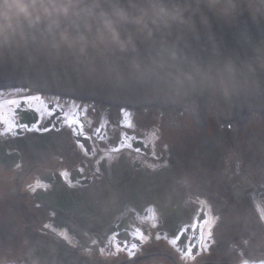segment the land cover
<instances>
[{
  "label": "flooded vegetation",
  "instance_id": "af4514ba",
  "mask_svg": "<svg viewBox=\"0 0 264 264\" xmlns=\"http://www.w3.org/2000/svg\"><path fill=\"white\" fill-rule=\"evenodd\" d=\"M33 174L50 188L25 198L14 189ZM0 177L13 178L0 189V264H188L194 250L198 264H264L256 113L1 89Z\"/></svg>",
  "mask_w": 264,
  "mask_h": 264
},
{
  "label": "water",
  "instance_id": "95a60500",
  "mask_svg": "<svg viewBox=\"0 0 264 264\" xmlns=\"http://www.w3.org/2000/svg\"><path fill=\"white\" fill-rule=\"evenodd\" d=\"M48 4H74L80 8L99 3L111 13L138 9L152 3L183 10L184 22L170 27L121 20L115 38L92 30L72 16L46 20L29 28L25 22L11 44L0 45V90L31 89L114 107L186 108L199 115L216 110L240 119L250 113L264 115V0H44ZM59 29V31H57ZM66 36L60 39V33ZM174 49L209 73L223 68L230 75L228 90L203 80L180 94L157 85L117 81L109 70Z\"/></svg>",
  "mask_w": 264,
  "mask_h": 264
},
{
  "label": "clouds",
  "instance_id": "9594fccd",
  "mask_svg": "<svg viewBox=\"0 0 264 264\" xmlns=\"http://www.w3.org/2000/svg\"><path fill=\"white\" fill-rule=\"evenodd\" d=\"M78 8L79 5L48 4L44 0H0V45L11 44L25 22H28V27L32 28L46 20H55L59 23L62 18L68 19L72 16L82 19L88 31L92 30L90 21H95L101 26L98 30L113 38L117 35V25L121 20L142 24L145 28H149L150 25L170 27L172 24L184 22L181 8L176 6L170 8L163 3H152L140 8L138 15L124 8L114 9L109 13L99 3L77 11ZM60 39H66L63 32L60 33ZM108 74L117 81L157 85L175 94L193 90L205 79L225 91L231 86L230 75L223 68L217 69L213 75L204 66L188 61L174 49H162L143 61L133 58L128 64L109 70ZM11 135L15 136L16 133L13 132ZM56 174L63 180L65 174H68V169L57 168ZM12 179V177H0V189L8 186ZM49 188L48 183L33 174L31 177L21 176V183L14 190L25 198H31L38 191H47ZM99 251L103 259V249ZM186 255L188 264H198L200 258L198 250ZM128 258L134 259L133 256Z\"/></svg>",
  "mask_w": 264,
  "mask_h": 264
},
{
  "label": "snow or ice",
  "instance_id": "6c2138e0",
  "mask_svg": "<svg viewBox=\"0 0 264 264\" xmlns=\"http://www.w3.org/2000/svg\"><path fill=\"white\" fill-rule=\"evenodd\" d=\"M16 102L15 101H13V104H15ZM5 123H7V131L8 132H13L14 131V129L16 128V125H15V123H13L12 122V120H8V121H5ZM79 122L78 121H76L75 119H71V120H69V125H74V124H78ZM128 126H131L130 124L128 125ZM25 127H27V126H25ZM67 174H65V176H66Z\"/></svg>",
  "mask_w": 264,
  "mask_h": 264
},
{
  "label": "rangeland",
  "instance_id": "374dc122",
  "mask_svg": "<svg viewBox=\"0 0 264 264\" xmlns=\"http://www.w3.org/2000/svg\"><path fill=\"white\" fill-rule=\"evenodd\" d=\"M146 108H148V107H142V109H146ZM149 108H153V107H149ZM169 109V108H168ZM173 109V108H172ZM184 110H185V112L186 113H189V110L188 109H186V108H183ZM210 112V111H209ZM212 113H217V111L216 110H212L211 111ZM256 114H258V113H256ZM260 115V117H263L264 115L263 114H259Z\"/></svg>",
  "mask_w": 264,
  "mask_h": 264
}]
</instances>
